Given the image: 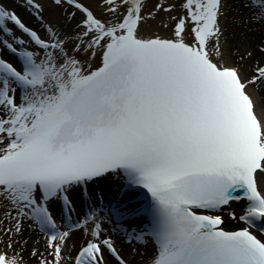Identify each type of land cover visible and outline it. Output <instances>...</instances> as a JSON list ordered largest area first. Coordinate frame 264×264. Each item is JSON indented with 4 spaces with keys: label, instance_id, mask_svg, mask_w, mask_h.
<instances>
[{
    "label": "snow or ice",
    "instance_id": "6c2138e0",
    "mask_svg": "<svg viewBox=\"0 0 264 264\" xmlns=\"http://www.w3.org/2000/svg\"><path fill=\"white\" fill-rule=\"evenodd\" d=\"M0 264H264V0H0Z\"/></svg>",
    "mask_w": 264,
    "mask_h": 264
},
{
    "label": "bare ground",
    "instance_id": "6f19581e",
    "mask_svg": "<svg viewBox=\"0 0 264 264\" xmlns=\"http://www.w3.org/2000/svg\"><path fill=\"white\" fill-rule=\"evenodd\" d=\"M22 2V0H17V3H20ZM11 7H15V4H11L10 5ZM80 213V208L77 207V215H79ZM107 226V225H106ZM239 225H236L235 222H233L232 224H229L228 225V228L231 229V228H234V227H238ZM77 242H79V236H77ZM43 243V241H41V244ZM118 243H121V241L118 240ZM123 247L127 248L128 245L127 244H123L122 245ZM141 252L144 253L145 250L144 249H141ZM150 255V250L144 255V259H147V256ZM137 261H139L141 259V257H136Z\"/></svg>",
    "mask_w": 264,
    "mask_h": 264
}]
</instances>
